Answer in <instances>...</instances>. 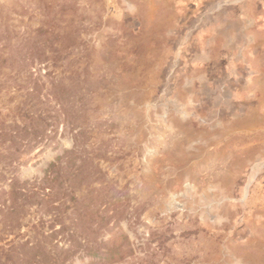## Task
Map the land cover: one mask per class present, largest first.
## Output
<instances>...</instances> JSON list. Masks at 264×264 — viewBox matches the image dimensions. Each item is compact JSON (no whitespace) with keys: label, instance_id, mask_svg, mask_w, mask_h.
<instances>
[{"label":"rangeland","instance_id":"374dc122","mask_svg":"<svg viewBox=\"0 0 264 264\" xmlns=\"http://www.w3.org/2000/svg\"><path fill=\"white\" fill-rule=\"evenodd\" d=\"M0 264H264V0H0Z\"/></svg>","mask_w":264,"mask_h":264},{"label":"trees","instance_id":"16d2710c","mask_svg":"<svg viewBox=\"0 0 264 264\" xmlns=\"http://www.w3.org/2000/svg\"><path fill=\"white\" fill-rule=\"evenodd\" d=\"M40 118V117H39ZM62 158L63 157H58L57 160H55V162H51L49 164V167H48V170L45 174V176L43 177V179L41 180H45V181H49V182H57V181H61L62 183L65 181L63 178H61V172L59 170L60 168V164H61V161H62ZM75 171V170H74ZM52 185V184H51ZM53 186L49 187L50 189L52 188ZM50 193L48 192H44L43 191V199H46L47 196H49ZM51 205V204H50ZM79 216H82L81 214H79ZM85 216H88V214L85 213ZM84 216V217H85Z\"/></svg>","mask_w":264,"mask_h":264}]
</instances>
